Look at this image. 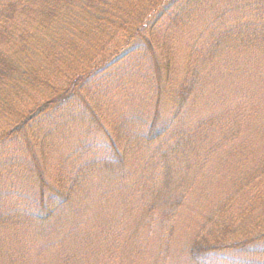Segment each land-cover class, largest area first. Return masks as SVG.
<instances>
[{"label": "trees", "instance_id": "obj_1", "mask_svg": "<svg viewBox=\"0 0 264 264\" xmlns=\"http://www.w3.org/2000/svg\"><path fill=\"white\" fill-rule=\"evenodd\" d=\"M192 22L200 23L207 36L190 43L187 75L176 86V35ZM162 33L166 37L161 41ZM251 46L264 50V0H0V150L24 146L25 157L16 161L17 178L33 184L27 193L0 192V200L8 203L5 212L0 208V232L6 237L26 232L17 243L0 247V264H77L80 256L89 258V251L94 259L103 255L100 247L112 230L99 225L95 216L78 217L86 205L85 189L95 179L97 184L114 182L107 193L128 208L127 230L113 234L115 241L107 245L111 264H169L172 249L185 264L223 263L231 252L247 257L246 264H264L256 260L264 252L252 250L259 238L238 227L257 210L264 214V154L246 150L237 156L241 143L249 149L252 139L241 138L222 155L216 148L212 170L217 167L220 177L212 199L195 203V232L186 244L171 246L179 211L192 188L187 177L193 167L182 161L199 164L202 148L217 143L211 136L227 126L223 115L185 126L175 123L179 114L169 123L161 118L159 98L152 117L138 122L140 130L131 134L114 126L110 132L90 95L94 89L104 92L118 63L138 62L135 55L146 67L144 80L154 82L157 91L161 83L175 85L173 90L185 97L191 92V74L201 75L228 48ZM259 86L264 89V78ZM77 120L83 132L69 139L72 145L60 142ZM44 124L48 127L41 129ZM234 130L228 126V137H234ZM135 142L141 147L134 157L142 160L137 177L126 184L124 166L133 158ZM47 143H66L57 149L63 152L56 155L52 175L44 165ZM101 174L108 178H99ZM195 192L197 198L210 193L203 183ZM259 223L264 226V220Z\"/></svg>", "mask_w": 264, "mask_h": 264}, {"label": "rangeland", "instance_id": "obj_2", "mask_svg": "<svg viewBox=\"0 0 264 264\" xmlns=\"http://www.w3.org/2000/svg\"><path fill=\"white\" fill-rule=\"evenodd\" d=\"M199 26L200 23L195 24L194 22L193 24L192 22L187 30H182L180 34L176 35L173 50L174 55L172 57L174 62L172 64L174 67L172 74L176 75V86L180 85L187 75L189 65L187 56L190 43L195 38L207 36L205 33L202 34L203 31H201ZM165 35L164 33L158 34L159 40L162 41L166 37ZM127 52H129V49L124 50L123 54ZM226 52L228 53L223 54L220 58L213 59L212 62L205 66L201 75L195 77V72L193 75H190L189 86H191V92H187L185 97H182L185 93L178 96L177 91L173 90V88H177L175 85L169 87L167 84L161 83L159 85L160 90L157 91V86L154 85V82L153 84H149V81L144 80L146 73L143 69H146V67L143 66L142 57L135 55L134 57L137 58L138 62L134 60L129 61L128 59L115 66L112 74L113 79L106 85L104 92L98 93L94 89L90 93V95L96 97L94 101L99 105L98 112L100 117L104 118L105 123L102 122L105 129L110 132L114 126H119L124 131L125 129L131 131V134L132 131L140 130L138 122L142 121L143 118L149 120L152 117L155 103L157 100L159 101V98L161 102V118L169 123L173 119L172 116L179 114L181 117H178L175 123L185 126L194 125L197 119L200 118H215L217 115H223L227 126L223 125V128L219 132L211 136L217 143L211 146L206 145L202 148V155L197 159V163L199 164L195 165V160L194 163H190L189 159L182 161L184 166L189 165L193 167L187 177L188 181H192V188L191 192H188L186 207L179 211L180 214L175 223L177 228H175V233L171 239V246L186 244V239L195 232V221H197L195 217V203L200 202V205H202L212 199L220 177L218 171L215 170L217 167L212 170V161L216 156L217 147V154L222 155L226 151H230L241 138L247 141L252 139L254 145L247 144L250 146L249 149L246 148L244 141L241 143L242 149L237 153V156H243L246 154V150L252 152L253 155L258 153L264 154V89L259 86L260 80L264 78V50H256L251 46V48H243L242 50L228 48ZM191 65L195 70V57L192 58ZM179 105L181 109L178 107ZM122 117H126L125 124L120 123ZM235 119L238 120L237 125L235 124ZM229 125L235 128L234 132H230V134H234V137H228V133H226L228 132ZM47 127L48 125L46 124L45 126L44 124L41 126V129H46ZM68 129L69 135L65 140L61 139L60 142L68 141L69 146L74 143L73 140L69 139H73L77 136V133H82L83 131L79 121L70 123ZM72 134L73 136L71 137L70 135ZM65 144L48 145L47 143L44 149L47 156L46 164L44 165L47 172L51 175L54 170L53 165L59 161L56 155H60L63 152L57 149L59 146L63 147ZM139 147L141 146L136 142L132 143L133 158L124 166L125 176L122 178L126 184H131L130 182L137 177L135 169L138 168L139 159L142 160V158L141 156H134L138 153ZM23 148L24 146L22 145L10 144L5 150H0V164L3 165L0 167V192L11 189L14 192L27 193L28 187L33 188L31 182L22 181L21 176L17 178L20 173L16 167V161L19 158H24L27 153ZM49 152H51L50 155ZM144 154L150 156L152 153L144 151ZM205 156H209L207 160H205ZM10 162L12 164L6 166ZM195 172L196 182L194 177ZM99 178L108 177L105 174H101ZM202 183L204 184V188L210 191V193L207 194L209 196L197 198L195 197V187H199ZM114 184L110 180L97 184L95 179L85 189L86 205L79 210L78 217L87 220L89 217L95 216L99 225L112 230V235L107 236L103 241L100 248L106 252L103 255L99 253L95 257V259L98 258L97 260L92 258V251H89V258L82 255L78 258L77 264H111V252H107L111 246L107 249V245L110 240L115 241V235L127 230L128 219L124 217V211L128 208L123 207L116 198L107 193ZM128 191L129 189H126L123 193L128 194ZM197 194H199V190ZM7 204L5 198L0 200L2 212H5L6 209L4 207ZM258 214L257 210L245 221L240 222L238 227L242 230L243 228H248L252 231L249 233L251 238H259L255 240L253 251L257 249L260 252H264V237L260 238L261 235H264V226L259 223L264 220V214L262 212ZM155 229L157 228H153L154 231ZM25 233L21 231L17 235L13 232V234L7 235V238L3 232H0V247H10L12 244L17 243ZM242 233L243 231H240L238 235L241 236ZM30 239H32V233ZM224 258L225 261L223 263L218 262L217 264H227V262L228 264L247 263V257L233 252L230 255H224ZM256 260L263 262L264 258L259 257ZM167 261L169 264H185L182 254L173 249L169 253Z\"/></svg>", "mask_w": 264, "mask_h": 264}]
</instances>
